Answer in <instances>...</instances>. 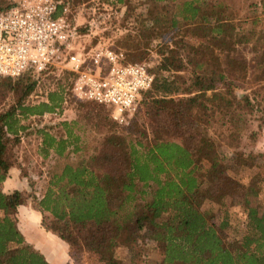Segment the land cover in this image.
<instances>
[{"label": "trees", "instance_id": "16d2710c", "mask_svg": "<svg viewBox=\"0 0 264 264\" xmlns=\"http://www.w3.org/2000/svg\"><path fill=\"white\" fill-rule=\"evenodd\" d=\"M16 3L0 0V13ZM105 3L125 9L127 26L107 48L129 64L147 62L152 43L158 56L140 102L149 133L133 119L126 130L137 136L127 141L111 107L75 99L104 135L90 156L71 162L80 151L74 125L61 123L58 138L49 126L37 128V156L55 157L38 196L16 156L28 130L20 119L54 114L62 97L26 104L50 68L0 77V264H49L19 230L21 206L40 215V228L65 243L73 264H122L118 248L129 250L128 264H264V154L239 149L258 136L248 127L252 114L264 121V4L148 0L141 10L128 0ZM92 45L76 50L87 62ZM222 143L230 159L214 155ZM235 168L250 174L245 183L230 176ZM12 169L29 191H2Z\"/></svg>", "mask_w": 264, "mask_h": 264}, {"label": "built area", "instance_id": "2783aa9c", "mask_svg": "<svg viewBox=\"0 0 264 264\" xmlns=\"http://www.w3.org/2000/svg\"><path fill=\"white\" fill-rule=\"evenodd\" d=\"M66 1L17 0L0 13V77L64 69L72 75L69 93L74 99L111 107V120L126 126L153 82L150 66L124 63L122 54L102 46L87 62L75 50L77 36Z\"/></svg>", "mask_w": 264, "mask_h": 264}, {"label": "rangeland", "instance_id": "374dc122", "mask_svg": "<svg viewBox=\"0 0 264 264\" xmlns=\"http://www.w3.org/2000/svg\"><path fill=\"white\" fill-rule=\"evenodd\" d=\"M106 1L87 0L78 7L69 8L70 12L67 17L73 22L74 28H85V34H77V37L75 38V50L78 52H86L88 50V45L91 44H95L92 46H96V48L99 46L105 48L112 47L114 38L125 32L124 28L127 26L121 25L122 20L125 18V9L118 4L114 5V7L110 6L109 4L105 3ZM128 1L136 6L137 9L139 8L141 10L144 9L148 3V0ZM250 2L264 4V0H250ZM261 29L264 31V23L262 24ZM150 48L151 52L148 57V61L145 63L151 68L157 63L158 56L154 52L155 49L153 47V43L150 44ZM66 72V70L58 67L50 68L46 73L38 78L37 85L33 93L26 100V104L36 105L46 101L48 94H57L58 96L62 97V102L59 103V106L54 111V114L44 115L42 119L34 117L25 120L20 119L22 125L28 126V130L25 132V135L22 134L21 144L16 150V156L18 162L21 165H24V168L29 176V181L32 182L34 191L38 196L43 194L47 188V182L49 178L48 173L50 172V168L53 165L55 157L53 154H50L47 160L42 161L41 158L37 156V147L40 143V138L35 134L37 128L49 126L51 129L47 131L51 135L58 138L64 136V132L60 125L61 123L74 125V134L80 139V151L76 154V156L70 154L69 157L71 162H74L77 157L90 156L92 154V147H95V145L104 135V132H101L100 128H96L94 126L96 125L97 119L94 118L93 120L88 121V118H86L84 115L86 110L76 106V100L69 93L72 78ZM6 102H10V97L6 100ZM259 116L260 113L254 112L248 124L249 130L258 133V136L255 138L254 145L250 146L247 139H244L239 143V149L245 153L251 152L253 154H264V121L261 123ZM133 119H135V122H137L141 128L143 126L147 129L145 117L143 116V108L140 104L138 110L130 119L128 125L117 128L118 132H121V130L123 131L122 134L125 136L127 141H133V136H137L134 133L130 134L126 130ZM146 131L149 133L148 129ZM214 155L221 159H230L232 157V150L222 143L214 151ZM11 171L12 172L9 176V191L13 190L14 188H19L18 184L19 182H22V180L16 179V174L19 172V170ZM229 174L233 179L235 178L240 183H245V179L250 176L249 173L248 175L247 173L239 172L236 170V168L232 169ZM25 221H27V218H25ZM22 228H27V230L29 229L27 223L22 224ZM30 232L31 231L29 230V234ZM27 239L31 240L28 234ZM116 254L122 264H128L130 255L129 250L118 248L116 249ZM149 256L154 259L156 258L154 253L150 254Z\"/></svg>", "mask_w": 264, "mask_h": 264}, {"label": "crops", "instance_id": "0c3cea01", "mask_svg": "<svg viewBox=\"0 0 264 264\" xmlns=\"http://www.w3.org/2000/svg\"><path fill=\"white\" fill-rule=\"evenodd\" d=\"M12 170L18 171L17 169ZM11 172L12 171H9L8 177L1 187L2 191L5 193H11L13 191H29L30 188L27 180L21 179L19 176V172L16 174V179L22 180V182H19L18 184L19 188H14L11 191L8 190L10 183L9 176ZM17 212L18 227L25 241L32 245L37 251H39L49 264H73V261L70 259L67 253L65 243L58 240L51 234L44 232L40 228V215L37 212L31 210V208L28 206L18 207ZM25 218H27V221H25ZM25 223H27L29 227L28 230L27 228H22V224ZM29 230L32 233L30 232L29 234ZM27 234L29 235L31 240L27 239Z\"/></svg>", "mask_w": 264, "mask_h": 264}]
</instances>
